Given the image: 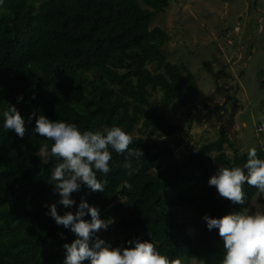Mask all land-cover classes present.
I'll return each instance as SVG.
<instances>
[{"label": "trees", "instance_id": "obj_1", "mask_svg": "<svg viewBox=\"0 0 264 264\" xmlns=\"http://www.w3.org/2000/svg\"><path fill=\"white\" fill-rule=\"evenodd\" d=\"M171 1L0 3V110L15 104L26 127L19 137L5 131L0 120V264H63V245L75 239L46 214L58 199L48 181L58 161L48 156L44 163L43 145L50 150L53 141L31 131L40 114L82 130L120 126L133 136L130 147L144 152L139 161L129 157L128 168L125 156L113 152L110 173H97L98 179H107L105 191L82 185L72 193L76 205L86 199L98 206L102 218H114L98 235L113 246L134 238L151 240L171 264H221L222 238L218 229L208 230L203 215L251 209L264 193L245 183V205L234 204L208 179L220 165L242 167L250 147L264 158V136L240 147L224 131L218 139L176 154L185 143L177 136L183 127L157 106L153 92L160 91L161 105L186 116L190 127L200 111V95L190 68L173 63L163 51L167 31L151 28ZM226 105L217 106L223 116ZM234 144L242 152L230 156L226 148ZM57 210L62 213L64 206ZM83 218L90 220V215Z\"/></svg>", "mask_w": 264, "mask_h": 264}, {"label": "clouds", "instance_id": "obj_2", "mask_svg": "<svg viewBox=\"0 0 264 264\" xmlns=\"http://www.w3.org/2000/svg\"><path fill=\"white\" fill-rule=\"evenodd\" d=\"M260 119L264 121V116ZM0 120L5 131L14 130L19 137L25 136V119L15 104L8 103L0 110ZM31 131L53 141L48 155L58 161L48 180L58 193V199L48 206L46 214L57 225L75 234L74 240L63 245V264H82L85 260L88 264H171L168 256L159 252L151 240L134 238L125 242L127 246H113L98 233L107 230L114 218H102L98 206L89 204L86 199L76 205L72 196L82 185L91 191H105L107 179H98L97 173L105 177L110 173L113 152L125 156L126 168L131 167L129 157L137 161L144 158L141 148L130 147L133 143L130 133L120 126L103 131L82 130L75 123L50 119L44 114L38 116ZM44 163H48L47 158ZM245 183L264 193V158L258 155L257 147L248 149L242 167L220 165L208 179V184L215 186L220 196L240 205L247 201ZM124 187L130 189L131 184L126 181ZM57 205L64 206L62 213L58 212ZM73 205H76L75 211L71 210ZM86 214L90 215V220L83 218ZM202 219L209 231L218 229L222 238L221 264H264V208L251 210L244 206L242 210L219 217L204 214Z\"/></svg>", "mask_w": 264, "mask_h": 264}, {"label": "rangeland", "instance_id": "obj_3", "mask_svg": "<svg viewBox=\"0 0 264 264\" xmlns=\"http://www.w3.org/2000/svg\"><path fill=\"white\" fill-rule=\"evenodd\" d=\"M156 26L168 33L163 48L168 59L190 68L200 95V111L194 112L190 127L186 116L161 105L160 91L153 92L157 106L183 127L177 136L185 143L176 154L218 139L224 131L237 137L240 147L257 143L256 136H264L260 119L264 116V0H172L154 18L151 28ZM226 102L223 116L217 106ZM260 127L263 130L258 132ZM240 147L234 144L226 151L233 156ZM49 152L43 145L44 159ZM259 197L251 210L264 208V197L261 201ZM189 264L203 263L191 260Z\"/></svg>", "mask_w": 264, "mask_h": 264}, {"label": "crops", "instance_id": "obj_4", "mask_svg": "<svg viewBox=\"0 0 264 264\" xmlns=\"http://www.w3.org/2000/svg\"><path fill=\"white\" fill-rule=\"evenodd\" d=\"M228 122H230V121H228ZM228 127H229V126H228ZM229 128H230V127H229ZM229 135H230L232 138H235V142H236V143L239 142L238 139H237V137L232 136V134H230V133H229Z\"/></svg>", "mask_w": 264, "mask_h": 264}]
</instances>
